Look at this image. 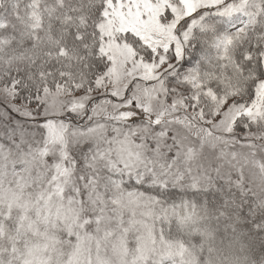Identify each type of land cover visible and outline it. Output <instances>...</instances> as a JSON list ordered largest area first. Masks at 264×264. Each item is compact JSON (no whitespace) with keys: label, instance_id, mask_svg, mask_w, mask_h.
I'll return each instance as SVG.
<instances>
[{"label":"snow or ice","instance_id":"snow-or-ice-1","mask_svg":"<svg viewBox=\"0 0 264 264\" xmlns=\"http://www.w3.org/2000/svg\"><path fill=\"white\" fill-rule=\"evenodd\" d=\"M0 264H264V0H0Z\"/></svg>","mask_w":264,"mask_h":264}]
</instances>
